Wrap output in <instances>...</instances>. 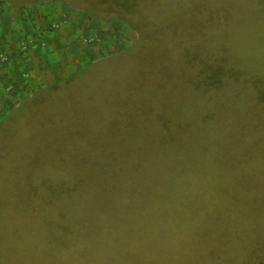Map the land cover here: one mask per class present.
I'll list each match as a JSON object with an SVG mask.
<instances>
[{
	"label": "rangeland",
	"instance_id": "rangeland-1",
	"mask_svg": "<svg viewBox=\"0 0 264 264\" xmlns=\"http://www.w3.org/2000/svg\"><path fill=\"white\" fill-rule=\"evenodd\" d=\"M3 1L136 40L0 119V264H264V0Z\"/></svg>",
	"mask_w": 264,
	"mask_h": 264
},
{
	"label": "crops",
	"instance_id": "crops-1",
	"mask_svg": "<svg viewBox=\"0 0 264 264\" xmlns=\"http://www.w3.org/2000/svg\"><path fill=\"white\" fill-rule=\"evenodd\" d=\"M64 14L57 4L52 8L42 4L16 7L0 1V50L10 55L8 62L0 63V119L26 96L77 70L89 57L78 51L82 48H75L73 26L57 36H48L50 44L45 50L39 44L21 49L24 41L42 35L38 27L47 26L54 16L63 19Z\"/></svg>",
	"mask_w": 264,
	"mask_h": 264
},
{
	"label": "built area",
	"instance_id": "built-area-1",
	"mask_svg": "<svg viewBox=\"0 0 264 264\" xmlns=\"http://www.w3.org/2000/svg\"><path fill=\"white\" fill-rule=\"evenodd\" d=\"M55 13L57 14L58 12ZM69 19H72L74 23L69 22ZM71 26H73V34L75 35L73 43L75 46L82 48L88 56L94 57L100 54L117 52L130 47L136 40V33L118 20L93 23L74 13L65 16L63 19L54 16L47 26L42 24V26L38 27V32L42 30V35L40 33L35 39L24 41L21 44V49L28 50L30 45L37 46L38 44L42 46V49L47 48L48 44H50V37L61 34L68 27L72 28ZM50 32L52 33L48 37ZM9 60V53L0 50V63L8 62Z\"/></svg>",
	"mask_w": 264,
	"mask_h": 264
},
{
	"label": "trees",
	"instance_id": "trees-1",
	"mask_svg": "<svg viewBox=\"0 0 264 264\" xmlns=\"http://www.w3.org/2000/svg\"><path fill=\"white\" fill-rule=\"evenodd\" d=\"M130 1H131V0H130ZM1 2H4V1H3V0H1ZM120 2H121V1H120ZM22 6H24V5H22ZM112 53H114V52H112ZM112 53H111V54H112Z\"/></svg>",
	"mask_w": 264,
	"mask_h": 264
}]
</instances>
